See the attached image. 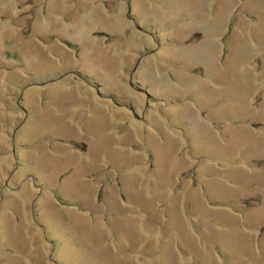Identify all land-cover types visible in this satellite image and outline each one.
Wrapping results in <instances>:
<instances>
[{
    "label": "rangeland",
    "instance_id": "374dc122",
    "mask_svg": "<svg viewBox=\"0 0 264 264\" xmlns=\"http://www.w3.org/2000/svg\"><path fill=\"white\" fill-rule=\"evenodd\" d=\"M0 264H264V0H0Z\"/></svg>",
    "mask_w": 264,
    "mask_h": 264
},
{
    "label": "trees",
    "instance_id": "16d2710c",
    "mask_svg": "<svg viewBox=\"0 0 264 264\" xmlns=\"http://www.w3.org/2000/svg\"><path fill=\"white\" fill-rule=\"evenodd\" d=\"M85 77V76H84Z\"/></svg>",
    "mask_w": 264,
    "mask_h": 264
}]
</instances>
